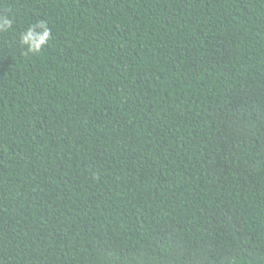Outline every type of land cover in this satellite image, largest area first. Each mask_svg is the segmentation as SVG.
Instances as JSON below:
<instances>
[{
    "label": "trees",
    "instance_id": "1",
    "mask_svg": "<svg viewBox=\"0 0 264 264\" xmlns=\"http://www.w3.org/2000/svg\"><path fill=\"white\" fill-rule=\"evenodd\" d=\"M4 14L0 264H264V0Z\"/></svg>",
    "mask_w": 264,
    "mask_h": 264
},
{
    "label": "clouds",
    "instance_id": "2",
    "mask_svg": "<svg viewBox=\"0 0 264 264\" xmlns=\"http://www.w3.org/2000/svg\"><path fill=\"white\" fill-rule=\"evenodd\" d=\"M13 30V20L9 15H0V32ZM53 39L52 30L44 20L29 25L19 33V44L26 53L38 54Z\"/></svg>",
    "mask_w": 264,
    "mask_h": 264
}]
</instances>
